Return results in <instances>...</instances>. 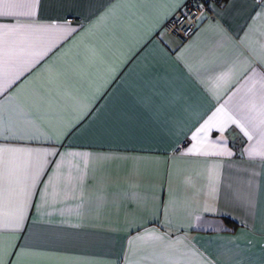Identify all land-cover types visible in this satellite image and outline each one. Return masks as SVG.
<instances>
[{
	"label": "crops",
	"instance_id": "obj_1",
	"mask_svg": "<svg viewBox=\"0 0 264 264\" xmlns=\"http://www.w3.org/2000/svg\"><path fill=\"white\" fill-rule=\"evenodd\" d=\"M102 2L103 19L98 0H43L37 22L75 15L71 36L0 31V74L47 49L0 87V148L88 154L48 157L60 167L46 164L27 230H2L0 261L19 244L14 264H264V159L247 154L258 137L231 125L218 153L188 151L217 107L259 103L245 84L264 76V3L213 0L182 43L161 30L185 0Z\"/></svg>",
	"mask_w": 264,
	"mask_h": 264
},
{
	"label": "snow or ice",
	"instance_id": "obj_2",
	"mask_svg": "<svg viewBox=\"0 0 264 264\" xmlns=\"http://www.w3.org/2000/svg\"><path fill=\"white\" fill-rule=\"evenodd\" d=\"M110 2L111 0H109ZM261 2L264 3V0H261ZM42 3L43 0H0V18L11 17L14 21L10 24H0V31L3 32L4 37L16 35L17 37H23L24 42H27L29 37L36 34L58 38L71 36L79 30V18L75 15H72L71 18L68 16L59 17L44 24L38 23L36 17ZM110 11L111 9L108 8L107 4H104L102 0H98V6L92 12V16L103 19ZM22 20L27 22H22ZM73 20H76L77 23L73 24ZM159 35L160 33H157V36ZM52 43L54 44L55 40ZM23 50L21 49V51ZM46 51L47 49H33L31 57L23 63L15 65L10 74H0V87H3L4 84L11 86L15 83L27 70L29 64L35 63L46 54ZM257 85H259L258 89ZM245 89V96L249 93L255 94L254 89H256L259 92V103L257 104L249 98L246 104L247 112H243L240 102L244 100V96H241L240 100L234 105L233 111L228 110L224 105L217 107L191 132L190 141L195 143H192L191 148L188 149L189 152L198 155L208 154L209 151L218 153L221 146L226 143L223 134L229 130L231 125H235L249 140H252L254 136L258 137L256 143L247 150V154L250 157L264 159V118L257 123L250 115L259 111L261 116L264 117V76H260L259 79L255 76L250 77L245 84ZM4 90L7 91V88L5 87ZM3 114L4 106L0 105V117H3ZM237 114L240 116L239 119H237ZM213 132L220 135L216 138H210ZM205 144L208 145L207 150L204 149ZM53 146L56 149L55 151L49 149L43 154L34 153L33 150L24 148H0V255L3 254L2 230L10 226L14 231H26L25 225L31 219V217L26 216V212L30 208V201L33 197L44 199L46 196L44 191L37 190L38 186L40 188L47 187L41 180V177L44 176L45 166L47 163H53L56 168L60 167L59 163L48 160V157L57 156L62 161L68 155L88 156L87 153H61V145L58 142H53ZM19 153H26L27 158H17L16 154ZM41 155L44 157L43 162L40 160ZM13 195L15 197L14 209L9 213L3 209L7 207V198ZM147 235L152 236L154 234L148 233ZM143 238L137 237V239ZM18 239L20 238L18 237ZM13 249L9 253L11 257L10 264H14L16 257L22 253L19 244L13 245ZM0 264H2V261H0ZM201 264H210V262L201 258Z\"/></svg>",
	"mask_w": 264,
	"mask_h": 264
},
{
	"label": "built area",
	"instance_id": "obj_3",
	"mask_svg": "<svg viewBox=\"0 0 264 264\" xmlns=\"http://www.w3.org/2000/svg\"><path fill=\"white\" fill-rule=\"evenodd\" d=\"M213 0H185L184 4L162 25V29L186 42L196 31L203 15H213L210 3ZM71 18V16H69Z\"/></svg>",
	"mask_w": 264,
	"mask_h": 264
}]
</instances>
